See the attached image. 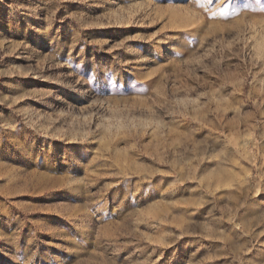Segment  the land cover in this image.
<instances>
[{
  "label": "rangeland",
  "instance_id": "1",
  "mask_svg": "<svg viewBox=\"0 0 264 264\" xmlns=\"http://www.w3.org/2000/svg\"><path fill=\"white\" fill-rule=\"evenodd\" d=\"M0 264H264V0H0Z\"/></svg>",
  "mask_w": 264,
  "mask_h": 264
}]
</instances>
